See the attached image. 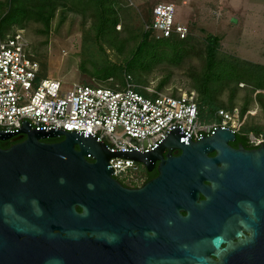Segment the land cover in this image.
I'll list each match as a JSON object with an SVG mask.
<instances>
[{"label": "water", "instance_id": "95a60500", "mask_svg": "<svg viewBox=\"0 0 264 264\" xmlns=\"http://www.w3.org/2000/svg\"><path fill=\"white\" fill-rule=\"evenodd\" d=\"M21 123L0 129L15 137L0 146V264H264V142L234 149L232 129L194 140L175 127L152 150L116 151L87 130ZM113 157L158 174L126 186ZM239 217L251 236L222 247Z\"/></svg>", "mask_w": 264, "mask_h": 264}, {"label": "rangeland", "instance_id": "374dc122", "mask_svg": "<svg viewBox=\"0 0 264 264\" xmlns=\"http://www.w3.org/2000/svg\"><path fill=\"white\" fill-rule=\"evenodd\" d=\"M159 2L175 3L179 18L188 22L189 51L126 69ZM69 6H58L48 25L30 19L3 32L23 29L32 55L40 62L41 75L61 79L65 90L74 83L123 87L129 73L146 91L192 90L199 99L197 86L206 69L205 38L209 34L221 38L219 58L261 65L256 70L264 74V0H121L116 32L104 38L97 37L92 6L85 14L76 10H83V4L76 9ZM7 7L8 0H0V15ZM109 68L114 74L101 78ZM210 92L217 111L234 112L241 134L253 132L264 138V86L257 87L256 81L247 78L216 79L210 82ZM208 120L220 122L221 118L215 112Z\"/></svg>", "mask_w": 264, "mask_h": 264}, {"label": "built area", "instance_id": "2783aa9c", "mask_svg": "<svg viewBox=\"0 0 264 264\" xmlns=\"http://www.w3.org/2000/svg\"><path fill=\"white\" fill-rule=\"evenodd\" d=\"M158 39L186 38L188 22L178 16L173 2H159L145 24ZM220 122L201 117L195 91H146L125 74L123 87L74 83L65 90L57 77H43L41 65L30 51L23 29L0 38V129L18 130L26 120L31 128L55 126L66 131L87 130L105 142L110 150L140 152L157 147L175 127L194 140L210 135L222 126L240 133L233 111H217ZM259 146L264 138L246 134ZM113 175L124 185L138 187L146 182V167L131 158L110 159Z\"/></svg>", "mask_w": 264, "mask_h": 264}, {"label": "trees", "instance_id": "16d2710c", "mask_svg": "<svg viewBox=\"0 0 264 264\" xmlns=\"http://www.w3.org/2000/svg\"><path fill=\"white\" fill-rule=\"evenodd\" d=\"M120 3L121 0H8L7 10L0 15V38L6 36L3 32L9 26L21 24L24 20L34 19L48 25L58 6H69L70 4L72 6L69 7L72 9H76L79 4H83V10L76 9L83 14L89 9L88 6H92L97 20L95 23L97 37L113 36L116 32V25L119 23L118 7ZM220 41V36L215 34H209L205 38L206 69L197 86L200 93L198 102L201 117L207 121L214 118L218 109L210 92V82L212 80L235 79L239 81L247 78L256 81L257 87L264 86V74L256 70L257 67H262L261 65L248 62L240 63L239 60L230 61L218 57ZM190 45L191 37L189 35L183 39L176 36L156 39L153 31L145 29L133 57L126 63V69L144 65L145 61L152 63V61L161 60L165 57L177 58L189 51ZM113 74L114 70L109 68L100 74V77L107 79ZM205 110L208 111L207 114H205ZM240 137L249 142L246 134H240ZM57 139L61 140L62 138ZM146 176V181L152 178L147 169ZM79 210L81 209L79 208Z\"/></svg>", "mask_w": 264, "mask_h": 264}, {"label": "flooded vegetation", "instance_id": "af4514ba", "mask_svg": "<svg viewBox=\"0 0 264 264\" xmlns=\"http://www.w3.org/2000/svg\"><path fill=\"white\" fill-rule=\"evenodd\" d=\"M241 133H236V139H234L233 141H230L229 144L234 148V149H238L241 147H244L245 149H253L256 146L250 144L249 142H246L245 140H243L240 137ZM15 137H11L5 140L0 139V146L2 148H7L9 147L13 142H15ZM46 141L49 142H55V141H59L58 139H47ZM175 154H179L180 151L178 149H176ZM215 152L211 153V155H214ZM149 174L153 177H155L158 174V168H157V164L153 167V169L151 171H149ZM204 199V196H201V198L198 200L199 202L201 200ZM184 215H186L185 212H183ZM222 230L220 229V232ZM240 231L241 232V236H236V232ZM251 230L246 227V225L244 224V219L243 217H239L234 219L231 222L230 227H228L225 231V235H227V242L225 244L222 245V247H227L228 245H238L241 244L242 241H244L246 238H248L249 236H251ZM218 250H214L213 252H211L210 254L207 255V258H209V260L211 262H219L221 261V255L218 254Z\"/></svg>", "mask_w": 264, "mask_h": 264}]
</instances>
